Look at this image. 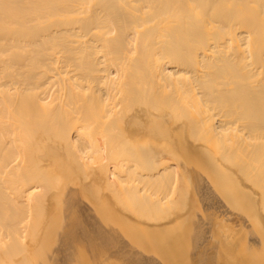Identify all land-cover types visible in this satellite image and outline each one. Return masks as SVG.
Instances as JSON below:
<instances>
[{"label":"bare ground","instance_id":"bare-ground-1","mask_svg":"<svg viewBox=\"0 0 264 264\" xmlns=\"http://www.w3.org/2000/svg\"><path fill=\"white\" fill-rule=\"evenodd\" d=\"M103 261L264 264V0H0V264Z\"/></svg>","mask_w":264,"mask_h":264},{"label":"rangeland","instance_id":"rangeland-1","mask_svg":"<svg viewBox=\"0 0 264 264\" xmlns=\"http://www.w3.org/2000/svg\"><path fill=\"white\" fill-rule=\"evenodd\" d=\"M115 252H116V251H115ZM115 252L113 253L114 255L116 254ZM111 254H112V253H111ZM116 255H117V254H116ZM120 255H123V253L120 254ZM96 256L99 257V255H96ZM102 256H103V255H102ZM112 256H113V255H112ZM100 257H101V254H100ZM103 257H104V256H103ZM105 257H107V256L105 255ZM108 257L110 258L111 256H108ZM113 257H114V256H113ZM113 257H112V258H113ZM121 257H122V256H121ZM115 258H116V256H115ZM118 258H119V257H118ZM122 258H123V257H122ZM116 259H117V258H116ZM120 259H121V258H120ZM120 259H119V260H120ZM126 259H127V258H126ZM123 260H125V258H124ZM104 261H105V260H104ZM104 261H103V264H105ZM107 261H108V260H107ZM120 261H121V260H120ZM123 262H125V261H123ZM121 264H122V263H121Z\"/></svg>","mask_w":264,"mask_h":264}]
</instances>
